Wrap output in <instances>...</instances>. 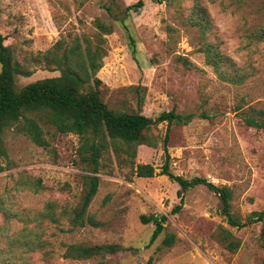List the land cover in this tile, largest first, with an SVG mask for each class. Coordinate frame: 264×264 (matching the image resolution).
Returning a JSON list of instances; mask_svg holds the SVG:
<instances>
[{
    "label": "rangeland",
    "instance_id": "obj_1",
    "mask_svg": "<svg viewBox=\"0 0 264 264\" xmlns=\"http://www.w3.org/2000/svg\"><path fill=\"white\" fill-rule=\"evenodd\" d=\"M0 0V33L15 57L25 59L52 48L60 39L100 34L97 19L113 25L103 33L107 55L98 72L101 96L111 108L157 118L163 111L195 113L188 124L158 122L150 134L156 146L140 144L134 163H150L157 174L139 177L130 159L112 148L101 160L99 189L85 225H73V210L82 200L85 176L94 174L78 153L80 137L43 125L47 146L34 142L16 126L3 135L0 154V234L38 226L49 243L43 250H17L11 264H263L264 129L247 125L237 106L264 108V0ZM202 6L216 43L248 74L243 83L222 80L201 50L199 26L187 22ZM186 58V65L180 58ZM30 76H17L23 86L56 76L59 71L32 62ZM1 71V63H0ZM206 111L211 116L202 117ZM185 178L204 177L232 190V212L245 225L232 226L221 197L200 184L188 188L180 211V184L160 174L166 161ZM153 139V140H154ZM39 189V190H35ZM48 202L57 204L59 220L42 218ZM165 216L164 230L150 243L155 223L142 216ZM226 230L239 241L235 250L223 242ZM176 242L164 245L167 234ZM117 243L126 250L87 259L64 256L67 244ZM4 240L0 238V247Z\"/></svg>",
    "mask_w": 264,
    "mask_h": 264
},
{
    "label": "trees",
    "instance_id": "obj_2",
    "mask_svg": "<svg viewBox=\"0 0 264 264\" xmlns=\"http://www.w3.org/2000/svg\"><path fill=\"white\" fill-rule=\"evenodd\" d=\"M142 4L141 0L130 8H136ZM193 13L187 17V22L199 26L206 39L201 50L205 53L207 63L214 67L222 80L243 83L248 76L247 72L237 67L229 56L223 54L216 43L207 39L212 28V21L206 14L205 8L199 6ZM96 24L101 32L96 35V38L87 34L62 38L52 48L31 55L25 59V62L15 57L12 48L5 44L6 38L0 33V154L5 153L3 135L6 129L12 126L25 132L41 146L48 145L43 125H48L60 133L77 134L80 137L78 148L80 160L94 173L85 176L84 195L81 203L74 208L71 217V223L80 226L85 225L88 220L99 224L93 218H88L86 214L99 189L100 177L97 173L105 151L112 148L119 156L124 155L121 159H130L133 172L137 176H153L157 174L154 165L150 163L135 165L134 163L138 145H157L150 131L158 122H167L170 127L172 123L188 124L195 117V113L183 114L175 109L163 111L157 118H152L141 111L129 112L111 108L101 96L100 86L103 81L98 77V72L107 55L104 47L105 38L102 34L112 32L113 25L101 19H97ZM255 36L259 39L264 38V26L257 28ZM180 58L186 65H191L188 59ZM32 62L54 68L59 71V74L19 86L17 76H30L32 70L29 66ZM237 112L247 125L264 129V108L252 105L243 108L238 105ZM200 115L205 118L211 117L206 111ZM169 127L164 140L166 161L160 174L168 175L180 184L178 194L181 201L173 211L178 212L182 209L184 194L188 188L203 184L219 194L223 203V213L232 226L245 225V222L231 210L232 190L228 186H218L204 177L185 178L170 169V154L167 148ZM56 206V203L48 202L39 215L57 222L59 218L55 211ZM256 217L258 220L263 219L264 211L253 212L249 219L253 220ZM165 219V216L159 217L154 214L142 216L143 222H154L156 225L150 243L163 232ZM231 236V232L226 230L223 242L227 248L235 250L240 243L231 239ZM0 238L4 240V245L0 247V264H11V259L18 249H26L29 253V251L43 250L49 243L41 237L38 226L30 227L28 223L23 229L13 234H0ZM262 238L264 247V231ZM175 242L176 235L173 233L167 234L163 241L166 246H171ZM126 249L127 247L117 243H70L66 246L64 256L87 259L97 255L116 254Z\"/></svg>",
    "mask_w": 264,
    "mask_h": 264
}]
</instances>
